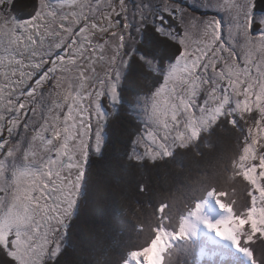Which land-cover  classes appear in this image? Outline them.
<instances>
[{
    "label": "snow or ice",
    "instance_id": "6c2138e0",
    "mask_svg": "<svg viewBox=\"0 0 264 264\" xmlns=\"http://www.w3.org/2000/svg\"><path fill=\"white\" fill-rule=\"evenodd\" d=\"M11 4L0 0L6 264H60L94 160L110 155L127 172L174 157L222 124L240 134L239 151L226 182L202 192L226 214L211 222L200 196L180 207L174 194L157 197L146 246L92 264H171L173 242L195 235L194 221L249 264H264L252 247L264 241V0H35L27 19ZM237 179L246 203L234 209L223 198Z\"/></svg>",
    "mask_w": 264,
    "mask_h": 264
},
{
    "label": "trees",
    "instance_id": "16d2710c",
    "mask_svg": "<svg viewBox=\"0 0 264 264\" xmlns=\"http://www.w3.org/2000/svg\"><path fill=\"white\" fill-rule=\"evenodd\" d=\"M225 125L228 126H216L212 130L213 135L217 136ZM232 139L233 135L224 138L229 144ZM212 140L220 141L221 137L211 135ZM119 143L120 137H114V147H119ZM197 145V149L190 146L186 150H178L174 157L164 161L145 162L143 167H137L133 162L127 172L120 171L123 161L110 155L104 160H97L100 163L98 179L102 191L98 192L96 187L90 186L77 217L71 222L67 246L59 258L60 264H92L97 259H116L121 252L134 246H146L151 236L149 224L153 206H158L157 197L164 199L174 194L177 207L183 203L192 206L190 200L193 195L200 196L201 201L208 197L207 192H202L204 186L214 183L221 187L227 179L225 169H230L231 159L236 153L235 146L234 150L225 147L216 151L202 141ZM141 184L146 186V192L139 191ZM92 190H95L97 197L102 195L100 209L92 206ZM228 191L235 194L223 199L225 202L234 200V209L246 203L245 183L242 180L228 184ZM156 218L158 220V215ZM141 224L144 226L142 232L138 228ZM174 225L175 216L169 230ZM173 247L176 252L171 264H247L242 253L230 246L212 242L206 235L174 241ZM252 247L258 257L264 258V241L257 239Z\"/></svg>",
    "mask_w": 264,
    "mask_h": 264
},
{
    "label": "rangeland",
    "instance_id": "374dc122",
    "mask_svg": "<svg viewBox=\"0 0 264 264\" xmlns=\"http://www.w3.org/2000/svg\"><path fill=\"white\" fill-rule=\"evenodd\" d=\"M133 126L138 127V125L135 122H133ZM211 133H212V131H211ZM205 135H207V136L205 137ZM211 135L214 137H221V140L220 141H216V140L210 141ZM229 135L234 136V139H232L230 141V144L228 141L224 140V138H228ZM208 139L210 142L208 141ZM241 140H242V138H241L240 134L235 129H233L230 125H228V126L225 125L223 130L221 132H219L217 136L213 135V133L210 135L209 134H203L199 141H202V143H204L205 146L214 147V149H217L216 151L224 149L225 147L226 148H228V147L233 148V150H234V146H235V148H236L235 155H233V151H232V155L234 157L238 154L239 147L241 144ZM192 147L197 149L198 148L197 143L195 145H193ZM99 164L100 163L97 160H94L90 166V173H91L92 180L94 182L92 186L96 187V190L98 192L102 191L100 188V180L98 179V174H99L98 166H99ZM106 166L107 165H105V167ZM90 193H91L90 194V200L93 202L92 206L100 209L102 206V204H100L102 195L100 194V195H98V197L96 195H94L95 190L90 191ZM224 198H230V196H226ZM83 200H82V202H83ZM225 214L226 213L222 209H220L219 206L216 204L215 198H213L212 196H208L205 201H202L201 215L206 216L211 222H214L216 219H219L220 217H222ZM80 222H81V220H80ZM194 223H195V235L191 236V238L200 236L201 234H204V235H208V239H211L215 242H219L222 245H228L230 247L232 246L230 241L216 237L215 233L212 230H209L206 227V225H204L202 222L194 221ZM242 256H243V258H245L246 263L249 264L247 257L243 253H242ZM6 260H7V258L4 257L2 254H0V264H6Z\"/></svg>",
    "mask_w": 264,
    "mask_h": 264
},
{
    "label": "flooded vegetation",
    "instance_id": "af4514ba",
    "mask_svg": "<svg viewBox=\"0 0 264 264\" xmlns=\"http://www.w3.org/2000/svg\"><path fill=\"white\" fill-rule=\"evenodd\" d=\"M35 0H12L11 14L19 19H27L33 14Z\"/></svg>",
    "mask_w": 264,
    "mask_h": 264
},
{
    "label": "clouds",
    "instance_id": "9594fccd",
    "mask_svg": "<svg viewBox=\"0 0 264 264\" xmlns=\"http://www.w3.org/2000/svg\"><path fill=\"white\" fill-rule=\"evenodd\" d=\"M173 255H174V251H172V252L169 253V256L170 257L173 256Z\"/></svg>",
    "mask_w": 264,
    "mask_h": 264
}]
</instances>
